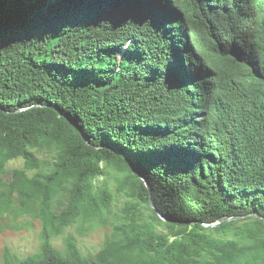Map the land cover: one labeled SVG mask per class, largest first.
<instances>
[{"label":"trees","instance_id":"1","mask_svg":"<svg viewBox=\"0 0 264 264\" xmlns=\"http://www.w3.org/2000/svg\"><path fill=\"white\" fill-rule=\"evenodd\" d=\"M49 28L100 32L99 60L120 56L128 73H37L3 55L37 31L57 49ZM40 146L56 152L46 169ZM109 166L129 171V222L96 252L58 249L74 222L111 221L113 192L96 184ZM142 206L166 233L135 219ZM28 213L40 247L2 264L264 263V0H0V232Z\"/></svg>","mask_w":264,"mask_h":264},{"label":"rangeland","instance_id":"2","mask_svg":"<svg viewBox=\"0 0 264 264\" xmlns=\"http://www.w3.org/2000/svg\"><path fill=\"white\" fill-rule=\"evenodd\" d=\"M70 29V30H69ZM60 33L56 34L53 28H49L48 32L51 36L61 40V44L52 50L49 47H43V42L39 38L41 32L37 31L38 37H34L33 45L28 41L25 43L14 44L11 47L3 50V55L10 58L11 61L16 64L24 66L26 70H36L37 73H47V74H58L60 76H70L75 77L76 75L81 76L83 74V69L96 67L97 70L102 67L105 70L115 69V72L122 67L124 73H128V68L126 65L120 66V56H113L110 58L109 55L104 54V61L99 60L97 41L100 32L91 33L84 32L80 33L74 28H67V30H58ZM28 34L30 30H27ZM89 36H93L89 38ZM58 40L53 43L55 45ZM47 44V41H46ZM93 47L96 49L94 50ZM46 49V51H45ZM125 46L122 47V50ZM105 48L102 49V53L105 52ZM29 52L33 61H37V65L31 61ZM115 57V58H114ZM110 63V65H109ZM114 63H116L114 65ZM36 67H34V66ZM65 65V66H63ZM109 71H107L108 73ZM109 74V73H108ZM103 74L104 76H108ZM121 74V73H119ZM129 82V81H127ZM136 91V90H134ZM133 92V90H132ZM144 99H142L143 101ZM147 100V99H146ZM148 103V101H147ZM148 107L151 108L148 104ZM36 157L41 163L44 169L48 168L51 162L55 159L56 152L54 149H49L47 146L35 147L33 149ZM24 166V159L22 157L15 158L7 162L5 168L7 170H12L17 167ZM35 172L32 171L29 174L33 175ZM129 171H122L114 166L107 167V174L100 176L96 179V184L100 185L103 181L106 186L113 192L114 202L113 209L114 215L112 214L111 221L105 226L92 227L89 223L84 224L80 221L74 222L65 228L63 234L55 236L51 239V242L58 249H65L66 241L69 238H73L74 241L79 243L84 250L96 252L100 250L109 236L114 233V225L121 224L124 222H129L124 211L127 203L130 201L126 194V187L124 180L126 179ZM135 203H140L139 199H133ZM66 203V197L61 193L54 196L52 204L54 209L59 212L62 210ZM135 219L141 222L151 223L155 226L156 230L160 233H166L167 228L162 225L160 221L153 219V215L148 206H142L134 213ZM11 217H6L2 223H4V228L0 232V264H2L7 256H13L15 258H21L29 255L30 253L36 251L42 241V222L39 218L35 217L33 213H28L25 215H20L16 220H11ZM257 264H264L261 260L256 261Z\"/></svg>","mask_w":264,"mask_h":264},{"label":"water","instance_id":"3","mask_svg":"<svg viewBox=\"0 0 264 264\" xmlns=\"http://www.w3.org/2000/svg\"><path fill=\"white\" fill-rule=\"evenodd\" d=\"M90 1L96 2V3H102V0H90ZM106 1H108L110 4H112L114 8H119L121 3H131V2L136 1V0H106ZM147 185L149 186L148 182H147ZM150 195H152V194H150Z\"/></svg>","mask_w":264,"mask_h":264}]
</instances>
